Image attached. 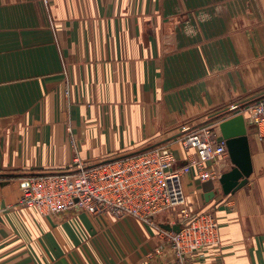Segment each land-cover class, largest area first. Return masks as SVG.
Instances as JSON below:
<instances>
[{
  "label": "crops",
  "instance_id": "crops-1",
  "mask_svg": "<svg viewBox=\"0 0 264 264\" xmlns=\"http://www.w3.org/2000/svg\"><path fill=\"white\" fill-rule=\"evenodd\" d=\"M263 99L264 0H0V264H176L133 216L19 207L21 180L169 138L182 166L198 154L175 135ZM247 127L245 186L207 201L183 176L187 205L219 220L216 264H264V141Z\"/></svg>",
  "mask_w": 264,
  "mask_h": 264
},
{
  "label": "built area",
  "instance_id": "built-area-1",
  "mask_svg": "<svg viewBox=\"0 0 264 264\" xmlns=\"http://www.w3.org/2000/svg\"><path fill=\"white\" fill-rule=\"evenodd\" d=\"M243 113L264 141V99L249 104ZM177 139L196 149L198 157L178 166L167 143L110 162L88 164L76 157L65 171L25 176L18 206L35 207L46 216L70 210L95 217L133 216L159 233L161 243L151 256L170 257L176 264H216L223 252L219 220L211 210L194 211L187 205L183 176L196 169L201 181L219 184L231 161L227 141L219 122L186 130ZM175 208H180L181 217L169 224H179L180 230L163 228L157 217Z\"/></svg>",
  "mask_w": 264,
  "mask_h": 264
},
{
  "label": "water",
  "instance_id": "water-1",
  "mask_svg": "<svg viewBox=\"0 0 264 264\" xmlns=\"http://www.w3.org/2000/svg\"><path fill=\"white\" fill-rule=\"evenodd\" d=\"M236 110H239V108H236ZM219 127L223 137L227 141L228 152L232 163L231 168L227 171H223L218 179V183L223 193L227 195L235 193L248 183L249 177L253 172L252 152L248 127L243 112H239L231 117L222 119L219 122ZM179 135L181 134L175 135L174 137H178ZM170 139L171 138L165 139L138 151H134L113 159H107L103 162L115 161L137 154L156 145L166 143ZM203 189L205 191V197L207 201L215 197L217 188L216 183L213 180H207L203 182ZM161 226L168 230H180L179 224L171 225L169 223H164L161 224Z\"/></svg>",
  "mask_w": 264,
  "mask_h": 264
},
{
  "label": "rangeland",
  "instance_id": "rangeland-1",
  "mask_svg": "<svg viewBox=\"0 0 264 264\" xmlns=\"http://www.w3.org/2000/svg\"><path fill=\"white\" fill-rule=\"evenodd\" d=\"M180 217H181L180 208H175V209H171L169 211L162 213L161 215H159L157 217V219L160 220V219L164 218L165 220H167V219L172 218V220L175 221V220H178Z\"/></svg>",
  "mask_w": 264,
  "mask_h": 264
}]
</instances>
